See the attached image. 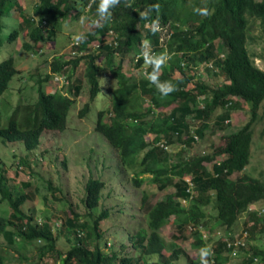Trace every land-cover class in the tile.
Instances as JSON below:
<instances>
[{"label": "trees", "instance_id": "trees-1", "mask_svg": "<svg viewBox=\"0 0 264 264\" xmlns=\"http://www.w3.org/2000/svg\"><path fill=\"white\" fill-rule=\"evenodd\" d=\"M99 3L100 0H29L24 5L18 0H0V46L3 26L8 27L7 21L13 22L12 7L20 20L7 29V41H15L25 31L27 39L22 48L36 52L45 39H55L68 21L82 13L89 14V23L98 20ZM29 4L31 12L27 10ZM153 4L158 8L153 9L146 21L139 13ZM194 7L204 8L208 14L195 13ZM249 18L259 20L264 32V0H120L111 9L108 22L95 24L93 30L84 33L83 41L75 38L73 56L65 59L63 55H54L48 64L49 71L37 80L36 96L19 101L4 125L0 120L1 140L21 142L27 150H32L38 146L44 131L64 129L74 97L85 83L89 101L79 109V114L90 109L100 91L107 95L109 106L98 111L94 130L117 151L119 166L126 172H134L132 181L136 186L144 181L139 176L149 173L150 182L159 189L171 184L174 190L146 208L145 228L128 232L127 244L120 242L117 250L109 248L105 252L99 242L103 236L100 223L110 213L101 209L96 214L105 187L101 178L90 176L85 183L82 198L85 212H77L71 206L64 209L66 215L61 220V228L54 232L49 219L34 222L32 216L21 210L27 193L3 170L0 171V201H6L10 213L7 217L0 216V234L8 244L16 243V239L22 243L19 247L42 241L39 256L55 252L58 262L53 264H161L160 258L170 264L185 253L180 248H172L167 255L163 252L166 241L160 230L172 217L177 231L188 229L200 248L205 246V233L223 227L227 232L211 245L214 255L209 258L210 264H223L228 258L225 252H229L225 238L232 237L230 230L242 212L249 210L252 219L249 230L257 226L264 230V218L249 209L252 203L264 200V181L247 173L233 176L249 163L251 126L264 100V70L254 64L246 45ZM151 20L158 24L154 33L150 31ZM95 40L97 43L93 44ZM144 40L149 41L152 51L166 49L170 56L159 75L160 81L168 80L175 85V90L166 96L146 78L151 65H145L143 58H138ZM127 57L138 73L141 72L137 77L122 69ZM201 64L218 71L224 79L213 85L195 80L191 72ZM78 66L83 68L84 82L79 77L71 79ZM17 71L11 55L0 61V94ZM175 71L178 76L174 75ZM107 73L115 81L111 88L101 84ZM54 74L66 78L73 97L45 89L44 84ZM244 105L248 106L249 118L241 127L224 133L222 142L211 151L183 158L182 147L196 141L195 133L202 135L212 113L223 109L215 122L220 128L232 110ZM153 112L157 115L149 117ZM193 120L199 122L195 130ZM148 134H153L151 139L147 138ZM171 143L182 148L180 156L177 152L178 160L172 157ZM18 162L26 165L24 159ZM186 176L193 182L192 194L186 192ZM9 179L12 183L7 182ZM48 187L55 196L60 192L51 184ZM205 207L214 210V222L207 221ZM60 233L70 242L64 253L56 247ZM125 247L128 248L123 251ZM249 248L251 253L247 252ZM248 249L245 245L238 248L240 254L244 252L242 264H264V248L250 245ZM154 255L159 258L151 262L149 257ZM187 258L189 264H198ZM2 259L0 256V264Z\"/></svg>", "mask_w": 264, "mask_h": 264}, {"label": "rangeland", "instance_id": "rangeland-1", "mask_svg": "<svg viewBox=\"0 0 264 264\" xmlns=\"http://www.w3.org/2000/svg\"><path fill=\"white\" fill-rule=\"evenodd\" d=\"M18 1L26 5L29 0ZM27 10L31 12V4L28 5ZM11 11H13L11 20L17 24L20 18L16 17L14 13L15 7H12ZM88 16L89 14L85 12L68 21V24L64 25L63 31L57 34L55 39H45L36 52L22 48V43L27 39L25 31H22L16 40L10 43L6 36L14 23L7 21L8 27L3 26L0 61L11 55L18 71L9 80L7 88L0 94L2 125L6 123L7 117L19 101L36 96L37 80L43 77V73L49 71L48 64L54 55H63L65 59L73 56L72 53L74 52H71V49L77 34L91 31L95 26L94 23H89ZM249 20L250 30L246 45L254 64L264 70V32L260 29L259 20L255 18H249ZM92 43L96 44L97 41ZM156 53H165L170 58L166 49ZM122 69L126 74L135 77L141 74L133 66L130 57L123 61ZM213 70L207 69L205 64H201L196 69L193 67L191 74L195 80H202L213 85L224 79L218 71ZM82 72L83 68L78 66L71 79L79 77L84 82ZM174 75L178 76L179 73L175 71ZM101 84L102 87L108 84L111 88L115 85V81L107 73L101 79ZM83 85L84 87L74 97L75 102L68 111L65 128L44 131L40 136L38 146L34 149L27 150L21 142L2 141L0 138V171L5 170L6 174L14 179L19 187L21 186V190L27 193V199L21 205V210L32 216L34 222L49 219L53 224L54 232H59L61 228V220L66 215L64 209L71 206L77 212H85L82 202L85 183L90 176L101 178L105 187L101 193L100 206L96 210V214L101 209H107L110 217L100 223L103 236L99 242L102 250L109 252V248L117 250L120 242L127 244L128 232L133 233L139 227H146V208L151 202L162 199L167 192L173 191L174 186L169 184L165 189H159L155 183L150 182L149 173L140 175L139 178H144V181L140 186L135 185L132 181L134 172L130 170L126 172L119 166L117 151L100 133L94 130L98 111L109 106L107 95L100 91L92 101L90 109L83 115L79 114V109L85 102L89 101L88 88L85 83ZM191 85L190 83L188 86ZM67 86L66 78L59 74H54L44 84L47 91L56 90L73 97L74 93L70 92ZM104 89L106 91V88ZM147 104L146 101L145 105ZM222 110L219 108L212 113L209 122L202 130V135L195 133L197 135L196 141L191 146L182 147L184 148L182 151L183 158L211 151L214 145L222 142L221 136L224 133L236 130L249 118L248 106L244 105L232 110L230 118L224 121L222 127L217 128L215 122ZM156 115L157 113L153 112L149 117ZM105 119L107 118L105 117ZM198 125V121H192L194 130ZM251 129L252 141L249 163L244 170L235 172L233 176L247 173L264 181V100L259 107L257 118ZM152 136L153 134H148L147 138L151 139ZM169 147L171 154H174L172 155L173 159L178 160L177 152L179 153L182 148L175 143H171ZM23 159L26 165L18 162ZM7 182L12 183L10 179ZM50 184L60 190L56 194L59 196L58 198L53 190L48 187ZM205 209L209 215L207 221L214 222V210L210 207H205ZM249 209L264 218V200L252 203ZM248 212L249 210L239 215L238 220L230 230L231 236H242L246 249L250 245L264 248V230H260L259 226L249 230L252 219L249 218ZM9 213L10 209L6 201H0V216L7 217ZM203 230L207 231L208 228H203ZM160 232L166 241V249L163 251L165 255L172 248H180L186 253V256H184L185 253L181 254L170 264H189L187 256L201 264L200 247L197 246L188 229L179 233L171 217L168 223L161 227ZM226 232L223 227H215L210 232H204L206 234L205 245H214L218 238L223 237ZM59 237L56 247L59 252L64 253L69 248L70 242L64 233H60ZM42 244V241H36L19 247L22 243L16 239V243L10 245L7 239L0 234V256L3 258V264L57 263L58 257L55 252L48 253L43 257L39 256L38 248ZM127 248L125 247L123 251ZM247 252L251 253L252 249L249 248ZM242 253L244 252L240 254V250H237L235 255L225 252L228 258L223 264H242ZM149 258L151 262H156L159 257L154 255ZM257 261L259 262V260ZM159 262L165 264L161 258Z\"/></svg>", "mask_w": 264, "mask_h": 264}, {"label": "clouds", "instance_id": "clouds-1", "mask_svg": "<svg viewBox=\"0 0 264 264\" xmlns=\"http://www.w3.org/2000/svg\"><path fill=\"white\" fill-rule=\"evenodd\" d=\"M120 3V0H100V3L97 8V14H98V20L93 21L94 24H99L101 22H108L111 18V9L116 7ZM158 8V5L153 4L150 5L148 8L143 10L139 13V15L144 18L146 21H148L151 17V13L153 9ZM193 12L201 14V15H207V10L200 7H194ZM158 30V24L155 20H151V28L150 31L153 33ZM76 39L78 41H83L86 39V35L84 33H79L76 36ZM139 57L143 58L145 65H151V71L146 73L147 80L154 84L157 88V90L160 92L162 96H166L169 93L173 92L175 90V85L168 80L160 81L159 75H160V68L162 65H164L169 59V57L165 53H156L151 50L150 44L148 40H144L142 42V47L139 53ZM214 255L213 249L210 245L202 246L199 249V257L201 264H210V257Z\"/></svg>", "mask_w": 264, "mask_h": 264}, {"label": "built area", "instance_id": "built-area-1", "mask_svg": "<svg viewBox=\"0 0 264 264\" xmlns=\"http://www.w3.org/2000/svg\"><path fill=\"white\" fill-rule=\"evenodd\" d=\"M194 137H197V136L194 135ZM159 144L161 146H163L164 148H168V146L163 144L162 142H159ZM184 179H185L186 184H187L186 192H188V194L189 193L192 194L194 191H193V182H192L191 178L189 176H186ZM183 202H185V201L183 200ZM225 241H226V246H227L229 253L231 255H235L238 248L240 246H244V244H245L242 236H240V237L239 236H232V237L229 236V237L225 238Z\"/></svg>", "mask_w": 264, "mask_h": 264}, {"label": "bare ground", "instance_id": "bare-ground-1", "mask_svg": "<svg viewBox=\"0 0 264 264\" xmlns=\"http://www.w3.org/2000/svg\"><path fill=\"white\" fill-rule=\"evenodd\" d=\"M87 18V17H86ZM62 32V31H61Z\"/></svg>", "mask_w": 264, "mask_h": 264}]
</instances>
